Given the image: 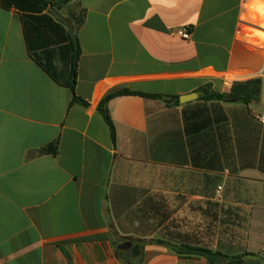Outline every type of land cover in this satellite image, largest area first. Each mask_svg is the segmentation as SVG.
Instances as JSON below:
<instances>
[{"label":"crops","instance_id":"obj_1","mask_svg":"<svg viewBox=\"0 0 264 264\" xmlns=\"http://www.w3.org/2000/svg\"><path fill=\"white\" fill-rule=\"evenodd\" d=\"M261 1H72L61 15L78 39L84 105L31 58L22 12L0 0V264H209L167 242L264 264V41L254 34L264 28L251 15ZM29 31L61 70L66 34L44 19ZM256 78L259 102L208 103L227 118L211 135L216 155L191 148L176 97ZM119 88L160 98L114 100V142L98 105ZM55 140L57 154H42Z\"/></svg>","mask_w":264,"mask_h":264},{"label":"trees","instance_id":"obj_2","mask_svg":"<svg viewBox=\"0 0 264 264\" xmlns=\"http://www.w3.org/2000/svg\"><path fill=\"white\" fill-rule=\"evenodd\" d=\"M75 0H1V6L5 10H18L22 12V20L24 23L25 37L28 46V51L31 58L52 78L58 85L68 88L72 93V104L79 102L84 105H88L85 101L80 99L76 94V86L78 83V60L75 59V48L72 37L69 35L67 28L61 23L57 22L49 13L48 9L53 8L60 15L64 6L68 5ZM62 16V15H61ZM44 19L52 23L57 29H61L62 33L66 34L67 41H69V49H71V55L64 63L61 70L49 60H43L37 53V47L33 39L34 31H29L31 27V21H37ZM82 19L79 20L80 26ZM57 34V31H55ZM58 39V38H57ZM60 40H56V44H60ZM228 93H219L212 89L211 84H207L198 89L200 97L190 104H186V109L183 111L185 133L188 137L190 147L196 143L202 144L199 147L200 153L213 152L216 155L215 147L212 146L213 140L211 135L214 130V126L221 122H226V116L218 114L217 106L208 103L211 102H223L226 97L233 98L237 103L250 105L253 102H259L262 93V79L256 78L248 81H236L231 82L229 85ZM138 95L144 98H160L159 95H150L140 92H134L126 88H119L108 92L100 101L98 105V111L108 124L113 141L116 140L115 124L110 114L111 103L122 96ZM175 103L179 104V97H176ZM190 107V105H192ZM217 131H221V127L217 128ZM59 149V140L47 145L41 150L42 154L56 155ZM172 251L178 254L180 257L185 258H205L209 264H241L243 259L247 256H254L253 253L245 252L239 256H229L220 251H214L201 246L187 245V244H174L171 242L166 243ZM138 250L141 246H137Z\"/></svg>","mask_w":264,"mask_h":264},{"label":"water","instance_id":"obj_3","mask_svg":"<svg viewBox=\"0 0 264 264\" xmlns=\"http://www.w3.org/2000/svg\"><path fill=\"white\" fill-rule=\"evenodd\" d=\"M48 13L59 23H61L62 25H64L67 29L68 32L70 34V36L72 37V40L74 42V48H75V59L78 60L79 57V46H78V39L77 36L74 34V28L71 25V23L65 19L63 16H61L57 11H55L53 8H49L48 9ZM199 98L198 93H192V94H188L185 96H181L179 98V102L181 104H187L193 101H196ZM165 101H172V97H169L168 99H164ZM233 98L230 97H226L225 101H232Z\"/></svg>","mask_w":264,"mask_h":264},{"label":"rangeland","instance_id":"obj_4","mask_svg":"<svg viewBox=\"0 0 264 264\" xmlns=\"http://www.w3.org/2000/svg\"><path fill=\"white\" fill-rule=\"evenodd\" d=\"M253 7L254 9H251V15L253 20L264 28V3L262 1L257 2L256 5H254ZM254 34L258 35L262 39V41H264L263 33H260L259 31H254ZM259 43L263 45L262 42ZM244 230L245 229L243 228L241 234H243Z\"/></svg>","mask_w":264,"mask_h":264},{"label":"built area","instance_id":"obj_5","mask_svg":"<svg viewBox=\"0 0 264 264\" xmlns=\"http://www.w3.org/2000/svg\"><path fill=\"white\" fill-rule=\"evenodd\" d=\"M179 37L189 40L191 38V32L189 31V29L183 28L180 29L179 31H177L176 33ZM258 121L264 125V113L260 114L258 116ZM221 190V188H219V191Z\"/></svg>","mask_w":264,"mask_h":264}]
</instances>
